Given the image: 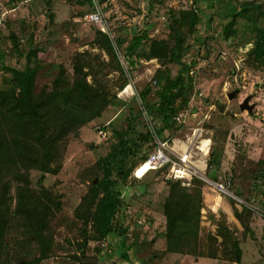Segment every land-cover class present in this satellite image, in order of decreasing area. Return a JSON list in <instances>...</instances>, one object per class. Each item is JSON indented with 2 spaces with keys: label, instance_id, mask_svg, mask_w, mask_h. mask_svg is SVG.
Instances as JSON below:
<instances>
[{
  "label": "rangeland",
  "instance_id": "rangeland-1",
  "mask_svg": "<svg viewBox=\"0 0 264 264\" xmlns=\"http://www.w3.org/2000/svg\"><path fill=\"white\" fill-rule=\"evenodd\" d=\"M244 1L264 5V0H93V6L83 0H0V54L4 55L0 60V87L27 67L28 51H37L38 91L51 84L52 75L60 64L73 80L74 65L79 59L87 65L93 64L87 80L91 82L95 76L96 85L118 99L107 106L101 117L82 127L78 136L66 140L62 167L56 174L44 175L42 188L39 186L42 173L31 171L32 188L51 189L62 202L50 222V232L54 235L50 257L40 264H118L125 259V253L129 261L132 260L131 264H175L181 255L188 259L181 264H189V256L234 260L237 237L241 236L237 233L238 226L229 223L222 211L215 216L211 205H206L205 193L209 198L230 203L235 217L243 225L241 233L252 240L256 252L252 249L255 254H242L241 264H264V176L261 175L264 168V62H255L248 54L256 34L253 24L242 19L235 26L236 34L229 38L224 34L232 18L231 8L240 7ZM97 8L105 17L114 41L124 42L120 47L115 44L124 75L129 80L122 90L123 74L116 70L115 63L109 62L107 52L95 44L97 27L87 18ZM195 9L200 17L197 29L188 33ZM178 20H182L179 34L184 45L181 63L164 64L158 58L136 56L134 66L129 65L125 47L136 33L147 32L149 39L142 49L147 54L152 40L171 41L172 27H178ZM262 21L257 24L260 26ZM33 64L35 62L31 61L30 65ZM183 64L189 66L185 78L192 81L193 87L188 104L180 109L189 113L188 124L164 128L156 114L146 111L140 92L150 88L147 101L156 102L161 88L159 75L167 68L175 77ZM89 69L86 67L85 72ZM248 96L250 104H254L252 112L240 108ZM133 115L138 119L139 132L151 134V144L144 150L147 155L153 150V133L165 139L187 141L196 129L202 128L199 137L210 140L205 169L200 166L203 156L196 143L194 150L201 168L193 178L204 183L197 255L166 251L167 240L162 236L166 229L164 203L170 191L168 182L173 181L167 178V169L151 171L142 179L131 175L123 192L125 204L117 215L118 232L102 243L92 239L86 244L82 242L86 227L83 220L75 216V211L95 178L97 160L115 147L119 133H123ZM213 154L218 155L220 165H215L208 173ZM136 164L134 168L139 163ZM204 176L214 182L231 180L229 190L234 196L222 194L220 197L221 193L206 182ZM191 185L190 182L185 186ZM238 192L242 197L236 194ZM244 206L248 209L244 210ZM257 218L260 226L252 224ZM123 229L126 232L121 233ZM5 241L4 262L14 264L26 250L25 241L15 231L8 233ZM135 241L140 244L134 246Z\"/></svg>",
  "mask_w": 264,
  "mask_h": 264
},
{
  "label": "trees",
  "instance_id": "trees-1",
  "mask_svg": "<svg viewBox=\"0 0 264 264\" xmlns=\"http://www.w3.org/2000/svg\"><path fill=\"white\" fill-rule=\"evenodd\" d=\"M83 1L94 5L93 0ZM231 16L224 28L226 38L236 34L235 26L240 20L245 19L247 23L253 24L256 34L248 54L255 62H264L263 3L244 1L240 7L231 8ZM199 18V12L195 9L191 13L188 33L196 31ZM261 20L259 26L257 23ZM181 21L178 20V27H172L171 41L152 40L147 54L142 51L149 39L147 32L136 33L125 47V58L129 65L134 66L136 56L158 58L164 64L181 63L184 49L183 37L179 34ZM123 43L96 30L95 44L107 52L109 62L115 63L116 70L123 74L124 82L120 90L129 84L115 48V44L120 47ZM37 53L28 51L27 67L18 71L14 79L5 80L0 87V264H6L5 240L8 233L14 231L21 234L26 248L14 264H40L50 257L54 243L50 222L62 202L51 189L32 188L31 171L42 173L39 180L42 188L44 175L56 174L61 169L66 140L70 136H78L82 127L101 117L107 106L118 100L114 94L110 96L96 85L95 76L91 82L87 80V76L92 74L90 70L93 64L87 65L79 59L74 65L73 80L67 77L60 64L52 75L51 84L38 91L36 80L40 62ZM3 57L1 53L0 60ZM31 61L35 62L32 66ZM86 67L91 69L85 72ZM188 69L189 66L183 64L177 75L172 77L166 68L158 77L161 88L158 100L154 103L147 101L150 88L140 92L146 111L156 114L164 128H173L176 124L174 116L183 105L188 104V96L193 88L192 81L185 78ZM137 120L133 115L123 133H119L115 147L97 160L95 178H92L88 192L75 211V216L83 220L86 227L82 238L84 244L89 239L102 243L120 228L117 215L125 204L124 189L135 170V164L147 159L144 150L151 144V134L139 132ZM209 164L208 173L215 165H220L218 155L213 154ZM261 175L264 176V168ZM192 179L189 187L180 180L168 182L170 191L164 203L166 229L162 233L167 240V252L198 254L196 246L199 242L204 183L197 178ZM236 194L242 197L241 193ZM243 209L248 208L244 206ZM139 244L138 241L134 242V246ZM33 248L37 252L35 250L34 253Z\"/></svg>",
  "mask_w": 264,
  "mask_h": 264
},
{
  "label": "built area",
  "instance_id": "built-area-1",
  "mask_svg": "<svg viewBox=\"0 0 264 264\" xmlns=\"http://www.w3.org/2000/svg\"><path fill=\"white\" fill-rule=\"evenodd\" d=\"M88 20L94 24L98 30L107 33L111 38L112 34L108 27V23L103 16L100 9H95L87 16ZM189 113L187 110L180 111L174 116V121L180 126H186ZM202 129V128H200ZM153 150L148 155L147 159L141 162L133 171V176L142 179L149 172L154 170H165L166 176L169 179L180 180L183 185H189L191 179L197 173L199 167L195 153V143L189 144L181 143L184 148L177 144L175 139L161 138L158 134L153 133ZM146 166V169L139 174L140 170ZM203 179L208 182L213 188L217 189L221 194L233 195V192L229 190L232 181L229 180L226 183L214 182L208 180L206 176Z\"/></svg>",
  "mask_w": 264,
  "mask_h": 264
},
{
  "label": "crops",
  "instance_id": "crops-1",
  "mask_svg": "<svg viewBox=\"0 0 264 264\" xmlns=\"http://www.w3.org/2000/svg\"><path fill=\"white\" fill-rule=\"evenodd\" d=\"M208 194L205 193V200H206V205L210 206V210L213 214L219 213V212H224L227 216L228 222L232 223L233 226L237 225V229H238V234L241 235L239 237H237L238 239V250H237V254H236V258L234 260H229V259H222V258H217V257H193V256H189L191 261H188L189 264H202L201 262H203L204 264H218V263H229V264H241L242 263V254L245 255L247 252L255 254L254 252H256L255 246L253 244V242H251L249 239H247V237L245 236L242 229H243V225L241 224L240 220L237 219L233 213V209L231 207V204L228 202L222 203V201L220 202V200H217L216 197L215 198H209ZM222 196V194H220V197ZM212 199V200H211ZM216 199V200H215ZM222 199V198H221ZM225 207L224 209H221ZM225 210V211H223ZM209 222H211L212 220H210V218L208 219ZM259 220L258 218L256 219V221L252 224H258L259 225ZM260 226V225H259ZM257 236V235H256ZM145 245V244H144ZM252 249L254 250V252H252ZM128 252V251H127ZM247 253V254H248ZM124 254V253H123ZM249 255V254H248ZM183 256V257H182ZM187 256L181 255V257H179V260L175 261V264H181L184 260H188L185 259ZM125 259L122 262H119L118 264H131L132 260L129 261V256L126 254ZM192 258V259H191ZM203 260V261H202ZM138 263V262H137Z\"/></svg>",
  "mask_w": 264,
  "mask_h": 264
},
{
  "label": "bare ground",
  "instance_id": "bare-ground-1",
  "mask_svg": "<svg viewBox=\"0 0 264 264\" xmlns=\"http://www.w3.org/2000/svg\"><path fill=\"white\" fill-rule=\"evenodd\" d=\"M201 132V129H196L194 131V134L192 136H189L188 137V140L186 141H183V140H180V139H175L177 144H179L182 148L183 145L181 143H185V144H189V143H196L197 144V148L202 152V156H203V161L201 162L202 164H200V166L202 167V169H205L206 167V154L208 153V146H210V140L208 139H205V138H200L199 136L201 135L200 134ZM203 132V130H202ZM201 154V153H200ZM146 169V166H144L141 170H140V173H142V171H144Z\"/></svg>",
  "mask_w": 264,
  "mask_h": 264
},
{
  "label": "water",
  "instance_id": "water-1",
  "mask_svg": "<svg viewBox=\"0 0 264 264\" xmlns=\"http://www.w3.org/2000/svg\"><path fill=\"white\" fill-rule=\"evenodd\" d=\"M233 94H231L230 97H232ZM250 99H251L250 96H248V97H246L244 99V101L240 105L241 110L247 109L249 112H252V110L254 108V104H250ZM143 244H148V243L147 242H144Z\"/></svg>",
  "mask_w": 264,
  "mask_h": 264
}]
</instances>
